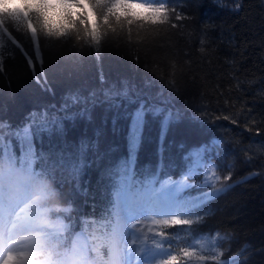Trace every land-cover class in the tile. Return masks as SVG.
Listing matches in <instances>:
<instances>
[{
	"label": "trees",
	"instance_id": "obj_1",
	"mask_svg": "<svg viewBox=\"0 0 264 264\" xmlns=\"http://www.w3.org/2000/svg\"><path fill=\"white\" fill-rule=\"evenodd\" d=\"M50 3L56 7L48 10V17L58 25L64 10L57 0ZM237 3L242 4L239 11H235ZM221 4L174 0L166 6L186 19L170 15L163 25L125 23L115 32L105 31L98 45L77 41L74 33L46 37L33 15L38 28L34 41L23 21H13L24 7L23 0L15 3L14 12L0 10V20L5 21L0 27L4 58L0 124L5 125L0 127V144L8 151L11 141L18 150L21 141L15 133L45 114L76 117L65 122L66 135L45 136L41 145L46 157L42 163L55 183L46 177L41 182L57 194L39 203L47 217H59L62 224L72 226L65 230L69 242L78 230L90 241L109 230L110 193L103 170L127 156L132 117L139 105H159L171 111L173 119L162 129L160 118L145 116L137 150L141 178L157 170L161 177H177L186 170L184 157L191 149L215 141L218 156L212 161L219 165L216 172L221 177L216 187L227 186L200 211L204 222L193 225V233L186 226L166 229L176 237L170 254L181 257L180 264H205L195 257L183 259L180 250L189 246L191 240H185L190 236L219 232L229 237L216 248L223 254L221 262L264 264V0H221ZM87 11L91 16L92 9ZM27 57L33 59L35 74ZM125 89L127 99L117 96ZM82 138L98 140L99 157L89 153L96 162L86 170L87 188L78 190L67 162L58 160L62 152L74 153ZM10 166V161L0 159V170ZM229 172L231 179L223 180ZM69 203L75 209L71 219L53 213ZM56 244L53 241L50 247ZM101 252L105 253L102 244Z\"/></svg>",
	"mask_w": 264,
	"mask_h": 264
},
{
	"label": "snow or ice",
	"instance_id": "obj_2",
	"mask_svg": "<svg viewBox=\"0 0 264 264\" xmlns=\"http://www.w3.org/2000/svg\"><path fill=\"white\" fill-rule=\"evenodd\" d=\"M172 2L174 0H57L64 13L63 20L54 25L48 17V10L56 5L50 3V0H23L24 7L19 8V14L13 21H23L34 41L37 40L38 28L33 23V15L39 24V31L46 37L59 39L71 37L74 33L77 41L85 40L98 45L105 31L115 32L116 26L123 27L125 23L129 27L137 22L153 26L163 25L169 22L170 15L175 16L177 20L186 19L176 14L174 9L169 10L166 5ZM186 2L195 3L196 0ZM215 2L221 7L224 6L221 0ZM241 7L242 4L237 3L235 11H239ZM88 8L92 9L91 16ZM72 9L78 11L74 13ZM136 9L144 11L137 12ZM4 23V20H0V27H3ZM3 30L8 32L6 27ZM25 55L27 56L26 53ZM36 56L39 59L38 46ZM3 59L0 57V72L3 71ZM27 60L35 74L36 66L33 59L27 57ZM37 82H41L39 77ZM117 96L127 99L129 92L126 89L118 91ZM64 111L68 113V109ZM146 115L160 118L162 129H166L173 119V113L164 107L139 105L132 117L127 156L112 162L103 170L104 179L109 185L111 205L106 217L109 221L106 227L111 230L91 241L81 232L69 242L65 230L72 226L61 224L52 227L43 221L44 213L40 214L41 219H29L23 224L13 223L12 228L8 227L9 217L20 202L27 200L35 204L36 201H46L57 194L49 191L41 182V178L46 177L55 183L53 174L42 163L46 157L41 145L45 136L66 135L65 122L74 121L76 117L66 114L63 117L49 118L45 114L41 121L32 120L22 132L15 133L21 141L18 150L12 148L11 141L8 151L0 144V159H6L11 164L10 167L0 170V264H87L90 257L102 260V264H132L131 246L127 243L129 233L134 237L133 245L139 240L138 250L135 252L139 264H180L181 257L170 254L176 237L169 236L166 229L186 226L189 233H193V225L199 226L204 222L203 217L199 215L200 211L210 199L224 192L227 186L221 184L220 187H216V184L221 182V177L216 172L219 165L212 163L218 156L215 152V141L199 146L184 157L186 170L179 179L171 177L161 179L160 170L141 178L137 170V150ZM4 126L0 124V127ZM161 147L163 148V144ZM89 153H92L93 157H99L98 140L82 138L77 142L74 153L66 155L62 152L59 156V163L67 162L78 190L87 188V185L83 184L86 170L96 162L95 159L89 158ZM230 179L231 172L223 177L225 181ZM195 180L199 182H190ZM202 188H209L210 191L201 192ZM193 192L197 194L193 195ZM52 211L54 214L64 213V219H71L70 213L75 209L69 203L67 208ZM191 216H195L196 219L182 218ZM112 219H115V224H112ZM17 227L30 230L34 235L16 240L12 237V232ZM145 228L147 233L144 231ZM226 239L229 237L219 232L200 234L198 238L190 236L185 242L188 240L192 242L180 251L185 260L195 257L205 264H232L231 261L221 262L223 254L215 251ZM96 240H101L106 260L101 257V244H97ZM24 241L31 243L27 245L26 250H19L17 246ZM53 241H58L54 248L50 247ZM165 244L168 245L167 248ZM198 251H207L209 255H198ZM157 257L164 258L156 259Z\"/></svg>",
	"mask_w": 264,
	"mask_h": 264
},
{
	"label": "rangeland",
	"instance_id": "obj_3",
	"mask_svg": "<svg viewBox=\"0 0 264 264\" xmlns=\"http://www.w3.org/2000/svg\"><path fill=\"white\" fill-rule=\"evenodd\" d=\"M14 5L15 2L14 0H0V10H4V7L7 10H12L14 12ZM142 10V9H141ZM143 12V11H142ZM195 149H191L189 153H192L196 150ZM212 163H214L212 161ZM183 174V173H182ZM181 174V175H182ZM177 177H171L172 179H179L180 176ZM168 178L167 176H163L161 177V179H166ZM191 183H198L199 180H195V181H190ZM209 189V188H207ZM35 198V196H34ZM44 213L42 219L44 222H46L48 225L52 226V227H57L59 225L62 224V220L59 217H52L49 218L46 216V211H44L43 206L40 205L39 201H36L35 204H33L32 202L29 201H23L20 202L18 204V206H16L13 211H12V215L9 217V228H12V224L15 223L17 225L23 224L25 223L27 220L29 219H41L40 214ZM161 217H156V219H160ZM133 223H135V221H133ZM150 223V222H148ZM112 224H115V219L112 220ZM111 229L109 228V230L107 232H109ZM158 229H154V231H157ZM145 233H147V228L144 229ZM82 231L78 230L73 236L71 241L75 238V236L79 233H81ZM149 235H151V233H148ZM34 233L30 230H23L20 227H17L13 230L12 232V237L16 240H20L21 237H30L33 236ZM133 236L131 235V233H129L128 235V239H127V243L131 246V259H132V264H139V261L136 260L135 257V252L138 250V245H139V240H137V244L133 245L132 244V240H133ZM192 242V241H191ZM189 242V243H191ZM31 243L30 241H24L23 243H21L20 245L17 246V248L19 250H26L27 245ZM188 243V245H189ZM216 251V249H215ZM198 254H206L209 255V253L207 251H203L200 252L198 251ZM101 257H103L104 260L107 259V256L105 255V253L103 254V252L100 253ZM142 255V254H141ZM91 259H93L92 257H90V259L87 261V264H95L94 262L90 261ZM158 259V257L156 258ZM98 261V264H102V260H96Z\"/></svg>",
	"mask_w": 264,
	"mask_h": 264
},
{
	"label": "clouds",
	"instance_id": "obj_4",
	"mask_svg": "<svg viewBox=\"0 0 264 264\" xmlns=\"http://www.w3.org/2000/svg\"><path fill=\"white\" fill-rule=\"evenodd\" d=\"M15 3H19V0H14Z\"/></svg>",
	"mask_w": 264,
	"mask_h": 264
},
{
	"label": "bare ground",
	"instance_id": "obj_5",
	"mask_svg": "<svg viewBox=\"0 0 264 264\" xmlns=\"http://www.w3.org/2000/svg\"><path fill=\"white\" fill-rule=\"evenodd\" d=\"M98 264V263H97Z\"/></svg>",
	"mask_w": 264,
	"mask_h": 264
}]
</instances>
